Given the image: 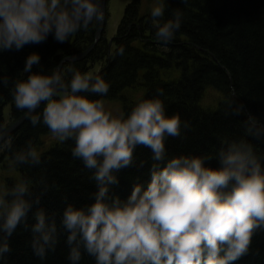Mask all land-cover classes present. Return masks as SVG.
Segmentation results:
<instances>
[{
    "label": "clouds",
    "instance_id": "clouds-1",
    "mask_svg": "<svg viewBox=\"0 0 264 264\" xmlns=\"http://www.w3.org/2000/svg\"><path fill=\"white\" fill-rule=\"evenodd\" d=\"M168 7L169 0H151L155 36L164 44L175 38L183 17L175 9L166 18ZM105 18V0H0V51L20 50L49 34L68 41ZM66 59L46 71L40 52L32 51L20 73L4 75L2 82L12 81L14 105L33 126L42 123L61 143L73 140V156L93 170L94 200L69 203L62 216L71 264H79L84 251L95 264H232L247 254L255 231L264 227V149L250 139H264V120L250 114L243 134L224 138L212 153L169 156L168 137L181 136L187 124L179 112H167L163 89L139 98L130 111L113 109L105 99L110 89L105 75L82 71L76 57ZM11 131L0 124V151L12 153L9 172L39 165L40 147L29 138L14 148ZM141 144L153 153L150 181L137 182L126 198L113 194L118 171L133 162ZM213 158L215 166L207 163ZM33 185L25 176L9 184L0 174V259L39 201L32 197ZM32 214L33 247L43 257L58 242L57 222L43 206Z\"/></svg>",
    "mask_w": 264,
    "mask_h": 264
},
{
    "label": "trees",
    "instance_id": "trees-1",
    "mask_svg": "<svg viewBox=\"0 0 264 264\" xmlns=\"http://www.w3.org/2000/svg\"><path fill=\"white\" fill-rule=\"evenodd\" d=\"M141 1L130 0L127 3L111 46L103 36L90 53L77 59V66L82 71H90L97 64L100 66L95 72L104 74L110 81L106 100L119 99L123 102V110L130 111L134 106L131 101L157 95L159 89H163L162 98L167 112H179L187 124L181 136L168 137L169 156L185 152L212 153L224 138L243 134V122L250 114L264 120V0H169L166 18L175 9H180L183 17L175 38L167 44L157 40L154 24L148 23L151 25L145 30L143 22L137 19ZM149 18L152 20L150 15ZM150 19L145 22H150ZM130 21L136 24H130ZM96 27L90 25L87 30L81 29L64 42L49 34L43 42L26 44L20 50L0 51V124L8 127L24 114L14 105L12 81L4 85L2 77L15 78L32 51H39L44 70H51L65 56L85 50L94 40ZM121 46L124 52L119 54ZM175 64H180L182 71L174 76ZM187 69L194 71L186 75L188 72L184 71ZM208 79H214L212 84L214 81L219 83L223 99L219 108L205 111L195 106L198 98L196 101L194 97L203 81ZM230 83L235 85V96ZM136 86L142 87L138 98L125 93ZM7 101H12L8 108L9 123L4 113ZM243 101L247 110L245 106L238 110ZM225 105L227 107L223 109ZM49 134L45 125L33 126L28 119L11 132L16 149L23 147L29 138L39 147ZM250 139L264 149V139ZM73 144L71 139L56 142L42 150L39 165L21 166L16 170L18 175L6 177L9 184L14 183L17 176L31 178L34 182L32 197L39 196V201L34 203L27 223L18 225L9 237L11 249L0 259V264H71V246L67 241L69 232L62 224L63 212L69 203L80 206L92 202L98 189L93 170L85 167L82 159L73 156ZM11 155L10 150L0 151V167L8 162ZM152 156L151 148L137 145L133 162L118 171L119 183L112 185L110 191L126 198L137 182L146 186L151 179ZM207 163L215 166L218 160L213 158ZM40 206L47 209L50 221L56 220L58 232L57 244L43 257L33 247L31 228L35 223L32 213ZM79 264H95V257L84 251ZM232 264H264V227L255 231L249 252Z\"/></svg>",
    "mask_w": 264,
    "mask_h": 264
},
{
    "label": "rangeland",
    "instance_id": "rangeland-1",
    "mask_svg": "<svg viewBox=\"0 0 264 264\" xmlns=\"http://www.w3.org/2000/svg\"><path fill=\"white\" fill-rule=\"evenodd\" d=\"M129 1L130 0H109V2H108V11H109L108 20H107V25H106V29H105V34L103 35L107 39V41H110V39L116 35L118 25H119V23L123 17V14H124L125 6ZM142 3H143V9H145V11H150L151 0H143ZM99 68H100V66L97 64L94 68H92L90 70V72H95ZM141 93H142V87L141 86H136V87H133L130 90H128V95L131 98H138L141 95ZM203 98H204L203 101L206 102V105L211 106L219 99V94L215 93V94H213V96L205 95ZM106 102L113 109L123 110V104H122L121 100H119V99H117V100H106ZM8 108L5 109L4 113H5L6 119L9 123L10 120H8V117H9L8 116V112H9ZM55 142H57V140H55L51 136V134L46 135L44 137V143L40 147V149L44 150L49 145H51ZM0 174H2L3 177H5V178L8 176L18 175L16 170L14 172H9V170L7 168V162H5L1 165Z\"/></svg>",
    "mask_w": 264,
    "mask_h": 264
},
{
    "label": "bare ground",
    "instance_id": "bare-ground-1",
    "mask_svg": "<svg viewBox=\"0 0 264 264\" xmlns=\"http://www.w3.org/2000/svg\"><path fill=\"white\" fill-rule=\"evenodd\" d=\"M198 1H200V0H198ZM143 0L141 1V7H140V13H139V17L137 18L139 21H141V22H143V27H144V29L145 30H148V27L147 26H150L151 24H154L153 23V20H151L150 18H149V15L151 16V14H150V11H145V9H143ZM201 4H202V2H200ZM147 19H150L151 21L150 22H145ZM107 20H108V14H107V19H106V21H105V24L107 25ZM121 21H122V19H121ZM121 21H120V23H119V25H118V29L117 30H119V26H120V24H121ZM148 23H151V24H148ZM130 24H136V22L135 21H130ZM140 25H142V24H138V26H140ZM98 26V25H97ZM97 28V27H96ZM105 29H106V26H105ZM96 31V30H95ZM105 34V30H103V35ZM101 39H102V37H101ZM100 39V40H101ZM99 40V41H100ZM136 44H138L137 42H136ZM108 45H109V42H108ZM139 45V44H138ZM168 46V45H167ZM166 46V48L169 50V47H167ZM88 47V46H87ZM86 47V48H87ZM198 47L200 48V50H203V48L202 47H200L199 45H198ZM85 48V49H86ZM95 48V47H94ZM84 51V50H83ZM82 52V51H81ZM77 53H80V52H77ZM74 54H76V53H74ZM69 55H71V54H69ZM72 55H73V53H72ZM68 56V55H67ZM65 59L66 58H68V57H64ZM107 58H109L108 56H107ZM63 60V59H62ZM65 62H67V59L66 60H64L63 61V63H65ZM60 64V63H59ZM58 64V65H59ZM179 65V66H178ZM175 66H176V69L177 70H174L173 72H172V75H177L180 71H182L180 68V64H175ZM197 66V65H196ZM194 71V69H187L186 71H184L185 73H187L188 72V74H186V75H190V72H193ZM176 77H178V76H176ZM214 79H208V80H205V81H203V83H205L204 85H203V83L201 84V86H200V88L198 89V91H197V94L195 95V97H194V99H196V98H198V101H197V99H196V107L197 108H203L205 111L207 110V109H215V108H219V104H220V101L223 99V96H222V91L220 90L221 88H220V85H219V83H217L216 81H214L215 83L214 84H212V81H213ZM210 81V82H209ZM208 85V86H205V85ZM234 87H235V85H233V83H230V90H232L233 91V89H234ZM131 88H129L128 90H130ZM128 90L125 92L126 94H128ZM235 90V89H234ZM125 93H124V96H125ZM215 93H217V94H219V99L213 104V105H211V106H207L206 105V102H204L203 101V97L205 96V95H211V96H213V94H215ZM137 101H131L130 103H136ZM223 102H226V101H223ZM11 104H12V101H7V103L5 104V109H7L8 107L10 108V106H11ZM122 104H123V102H122ZM243 106H245V109L247 110V107H246V103L243 101ZM227 105H229V103H227ZM227 105H225V106H223V109L224 108H226L227 107ZM220 108H221V106H220ZM57 142H59V141H57ZM56 143V142H55ZM54 144V143H53ZM52 145V144H51ZM51 145H49L47 148H49ZM42 145H40L39 147H41ZM46 148V149H47Z\"/></svg>",
    "mask_w": 264,
    "mask_h": 264
},
{
    "label": "water",
    "instance_id": "water-1",
    "mask_svg": "<svg viewBox=\"0 0 264 264\" xmlns=\"http://www.w3.org/2000/svg\"><path fill=\"white\" fill-rule=\"evenodd\" d=\"M109 0H105V9H106V18H105V21L107 19V4H108ZM105 21L103 22L102 25H98L97 28H96V31H95V37H94V40L93 42L82 52L80 53H76V54H71V55H68L66 57H76L77 59H81L83 57H85L88 53H90L94 47L96 46V44L98 43V41L101 39V37L103 36V30H105ZM112 40H110V44H111ZM66 60L65 58H63V60L60 62L59 66L62 67V63L63 61ZM26 118L24 117V114L22 116H20L17 120H15L14 122H12L8 127L13 130H15L18 126H20V124L23 123V121L25 120ZM11 131V132H12Z\"/></svg>",
    "mask_w": 264,
    "mask_h": 264
}]
</instances>
